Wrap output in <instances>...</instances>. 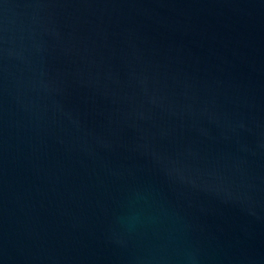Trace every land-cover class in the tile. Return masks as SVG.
I'll list each match as a JSON object with an SVG mask.
<instances>
[{
    "label": "water",
    "instance_id": "obj_1",
    "mask_svg": "<svg viewBox=\"0 0 264 264\" xmlns=\"http://www.w3.org/2000/svg\"><path fill=\"white\" fill-rule=\"evenodd\" d=\"M0 264H264V0H0Z\"/></svg>",
    "mask_w": 264,
    "mask_h": 264
}]
</instances>
